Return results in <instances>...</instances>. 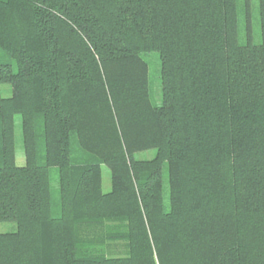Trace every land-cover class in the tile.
Returning a JSON list of instances; mask_svg holds the SVG:
<instances>
[{
	"label": "trees",
	"instance_id": "obj_1",
	"mask_svg": "<svg viewBox=\"0 0 264 264\" xmlns=\"http://www.w3.org/2000/svg\"><path fill=\"white\" fill-rule=\"evenodd\" d=\"M259 8L241 44L238 0H0V264H264Z\"/></svg>",
	"mask_w": 264,
	"mask_h": 264
},
{
	"label": "rangeland",
	"instance_id": "obj_2",
	"mask_svg": "<svg viewBox=\"0 0 264 264\" xmlns=\"http://www.w3.org/2000/svg\"><path fill=\"white\" fill-rule=\"evenodd\" d=\"M238 31L239 42L247 44L251 41L254 44H259L263 41L261 32V18L259 0H238ZM6 53L0 50V60L6 58ZM144 58L149 63V80H150V96L155 105L163 103V87L161 77V60L157 51H150L143 53ZM0 90L6 97L12 94L11 86L8 83L0 84ZM38 132L40 126H37ZM16 162L22 166L26 163V156L24 152L23 129L21 117H16ZM155 150L143 151L137 153L138 158H152L155 155ZM103 172V189L105 192L111 189V172L106 165H102ZM166 173V172H165ZM58 177L59 170L56 167L51 169V185L53 188V201L56 203L58 199ZM166 177V175H165ZM15 222H0V233L16 230Z\"/></svg>",
	"mask_w": 264,
	"mask_h": 264
}]
</instances>
